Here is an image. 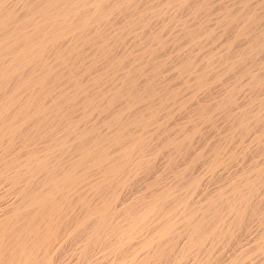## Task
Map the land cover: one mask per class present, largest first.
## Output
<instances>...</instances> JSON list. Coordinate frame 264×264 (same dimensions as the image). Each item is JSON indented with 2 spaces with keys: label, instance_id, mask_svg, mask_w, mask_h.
Instances as JSON below:
<instances>
[{
  "label": "bare ground",
  "instance_id": "1",
  "mask_svg": "<svg viewBox=\"0 0 264 264\" xmlns=\"http://www.w3.org/2000/svg\"><path fill=\"white\" fill-rule=\"evenodd\" d=\"M263 220L264 0H0V264H223L259 221L244 264Z\"/></svg>",
  "mask_w": 264,
  "mask_h": 264
},
{
  "label": "rangeland",
  "instance_id": "2",
  "mask_svg": "<svg viewBox=\"0 0 264 264\" xmlns=\"http://www.w3.org/2000/svg\"><path fill=\"white\" fill-rule=\"evenodd\" d=\"M260 226H261V223L259 221H255L251 232L246 237H244L243 239L241 238V242L239 241V243H237L238 242L237 241L234 244H232L228 249L225 250V252L223 253L224 257L222 258L224 261L221 260L220 263H222V262L227 263L229 260V257L236 256V255L240 254L242 250H245L246 248L252 246L254 244L253 241H254L257 233L259 232ZM259 256L257 254L252 256L250 258V260H248V262H246L244 264H248L249 262L250 263L254 262V263L259 264V263L263 262L264 260H262V257H259Z\"/></svg>",
  "mask_w": 264,
  "mask_h": 264
}]
</instances>
